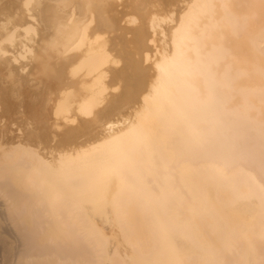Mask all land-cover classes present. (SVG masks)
Listing matches in <instances>:
<instances>
[{
	"label": "bare ground",
	"instance_id": "bare-ground-1",
	"mask_svg": "<svg viewBox=\"0 0 264 264\" xmlns=\"http://www.w3.org/2000/svg\"><path fill=\"white\" fill-rule=\"evenodd\" d=\"M0 264H264V0H0Z\"/></svg>",
	"mask_w": 264,
	"mask_h": 264
}]
</instances>
